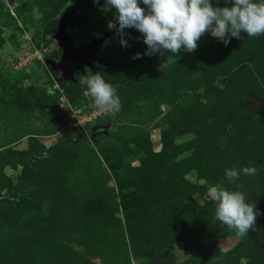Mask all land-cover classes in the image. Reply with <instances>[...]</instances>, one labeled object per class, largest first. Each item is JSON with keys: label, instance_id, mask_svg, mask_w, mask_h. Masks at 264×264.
Listing matches in <instances>:
<instances>
[{"label": "rangeland", "instance_id": "374dc122", "mask_svg": "<svg viewBox=\"0 0 264 264\" xmlns=\"http://www.w3.org/2000/svg\"><path fill=\"white\" fill-rule=\"evenodd\" d=\"M103 3L0 0V264H264V34L147 56L138 31L124 48L110 30L107 65L54 80L59 21L78 46L109 30ZM97 72L115 117L79 82ZM249 165L243 187L225 179ZM216 185L256 203L255 229L215 219Z\"/></svg>", "mask_w": 264, "mask_h": 264}, {"label": "clouds", "instance_id": "9594fccd", "mask_svg": "<svg viewBox=\"0 0 264 264\" xmlns=\"http://www.w3.org/2000/svg\"><path fill=\"white\" fill-rule=\"evenodd\" d=\"M99 4L100 0H93ZM212 0H104L102 12H111L113 19L107 22L109 30H115L121 47L128 48V29L140 33L147 46L143 55L163 56L169 52L179 56L180 52L192 53L198 48V41L210 34L225 46L232 38H258L264 34V0H225L230 6H218ZM133 59L142 58L137 52ZM80 84L87 87L85 95L94 99L95 105L109 117H115L123 104L117 90L97 72L82 76ZM259 169L249 165L237 169H225V179L236 184L241 175L255 177ZM237 188L243 187L236 184ZM208 198L215 204V219L240 236L255 229L257 217L261 214L256 203L246 202L240 191H229L222 185L209 189Z\"/></svg>", "mask_w": 264, "mask_h": 264}, {"label": "water", "instance_id": "95a60500", "mask_svg": "<svg viewBox=\"0 0 264 264\" xmlns=\"http://www.w3.org/2000/svg\"><path fill=\"white\" fill-rule=\"evenodd\" d=\"M10 2L11 0H7ZM66 17L59 21L60 31L54 34L57 44L61 48V54L57 60L51 58L45 59V64L51 70V76L56 81H65L74 79V71L88 67L94 71L95 64L107 65L108 62L97 55V50L102 43L112 34L113 31L102 30L96 36H92L86 42L74 46L71 38L65 32ZM96 126L90 130V135L99 131Z\"/></svg>", "mask_w": 264, "mask_h": 264}]
</instances>
